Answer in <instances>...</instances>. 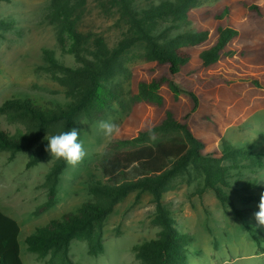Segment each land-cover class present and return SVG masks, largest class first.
Returning <instances> with one entry per match:
<instances>
[{
  "label": "rangeland",
  "instance_id": "rangeland-1",
  "mask_svg": "<svg viewBox=\"0 0 264 264\" xmlns=\"http://www.w3.org/2000/svg\"><path fill=\"white\" fill-rule=\"evenodd\" d=\"M108 0H87L77 22V30L88 38L92 48L101 40L113 49L127 36L126 20ZM161 0H137V8H147ZM220 0H194L192 8L212 6ZM48 0H0V105L12 98L28 97L41 108L55 110L71 101L60 74L49 70L43 59L44 49L67 67H77L75 58L63 53L57 42L52 21L46 19ZM235 24L241 33L250 34L256 24L245 12L238 10ZM190 26L172 18L158 20L154 34L176 37L187 33ZM264 34V26L262 27ZM145 45L138 41L118 58L102 81L99 99L87 114L74 124L87 155L75 168L66 164L59 175L53 206L38 210L45 201V174L57 159L46 153L31 168H26L33 150L10 157L0 152V209L19 225L17 237L22 264H47L50 256H37L26 250L24 238L38 226H46L65 212L75 211L82 203L94 201L89 186L100 180L94 163L111 141L128 140L164 118L167 109L174 117L189 113L196 97V109L189 115L188 125L194 135L202 137L207 152L224 145L252 148L260 154V165L245 160L225 161L228 186L223 190L234 207L245 211L244 220L258 236L260 248L244 230L242 221L229 206L223 207L213 191L199 194L203 177L189 168L170 181L163 193L164 206L175 220L176 229L187 234L186 264H264V226L257 223L260 196L264 193V53L252 66L234 56H222L209 68H183L174 82L182 89L176 97L166 87L158 93L162 106L145 103L138 98V86L157 79L162 69L145 56ZM101 120H111L121 132L111 141L98 131ZM31 125L19 118L0 113V129L14 136L29 131ZM59 127L46 129V135L57 133ZM258 160V159H257ZM248 186H253L249 187ZM242 197H252L245 204ZM154 204L147 193H131L103 222V250L91 256L87 243L72 240L69 257L75 264H142L136 260L133 248L146 240L156 239L159 228L154 224Z\"/></svg>",
  "mask_w": 264,
  "mask_h": 264
},
{
  "label": "trees",
  "instance_id": "trees-1",
  "mask_svg": "<svg viewBox=\"0 0 264 264\" xmlns=\"http://www.w3.org/2000/svg\"><path fill=\"white\" fill-rule=\"evenodd\" d=\"M107 2L118 8L127 23L125 40L113 49H107L98 38L90 48L88 38L77 30L76 24L87 0H48L46 19L55 25L57 44L63 53L75 58L78 66H64L52 50L42 51L48 69L60 74L59 80L71 98L64 107L44 109L28 97L5 100L0 105V113L31 125L29 131L14 136L0 129V152L13 157L18 152L35 148L26 168L36 166L49 153L45 150L46 129L59 127L54 134L71 131L76 119L87 114L99 99L102 81L109 70L122 53L138 41L145 45L146 58L162 69L157 79L138 86V98L160 107L163 105L158 93L160 87H166L175 97L183 92L174 82L183 68L207 69L225 55L238 58L244 68L245 62L252 66L264 53V0H220L200 8H192L194 0H161L145 9L136 7L137 0ZM238 10L253 19L256 24L253 33L243 34L236 26ZM168 18L188 24L187 33L174 38L154 34L157 21ZM187 94L193 101L191 112L177 119L174 112L167 109L160 122L135 137L109 142L94 163L101 175L100 180L89 186L94 201H86L75 211L65 212L46 226L36 227L24 238L26 250L41 258L49 255L47 264H75L69 257V245L72 240H83L89 254L95 256L103 250V222L114 207L133 192L147 193L152 197L153 220L159 233L156 239L146 240L133 248L135 259L142 264H186L188 236L176 229L175 220L162 201L169 182L189 168L203 177L199 194L213 191L221 206H229L241 219L244 230L260 248L255 230L244 220L245 211L235 208L223 190L228 186V170L222 165L225 161L245 160L258 167L257 154L246 147L224 144L220 150L214 148L207 152L205 141L189 128L188 118L196 109L197 100L193 93ZM65 168V161L56 160L45 174L47 195L38 210L46 211L53 206L58 178ZM242 200L248 204L252 197H242ZM19 233L18 223L0 209V264H22Z\"/></svg>",
  "mask_w": 264,
  "mask_h": 264
},
{
  "label": "clouds",
  "instance_id": "clouds-1",
  "mask_svg": "<svg viewBox=\"0 0 264 264\" xmlns=\"http://www.w3.org/2000/svg\"><path fill=\"white\" fill-rule=\"evenodd\" d=\"M97 128L102 137L108 141L121 132L120 126L111 120L99 121ZM152 135L154 137V133ZM79 138L80 135L76 129L50 136L46 135L47 147L45 150L51 154L52 158L63 160L68 166L75 168L87 155L83 142ZM258 208L259 211L254 214L255 219L259 225L264 226V193L260 196Z\"/></svg>",
  "mask_w": 264,
  "mask_h": 264
},
{
  "label": "crops",
  "instance_id": "crops-1",
  "mask_svg": "<svg viewBox=\"0 0 264 264\" xmlns=\"http://www.w3.org/2000/svg\"><path fill=\"white\" fill-rule=\"evenodd\" d=\"M263 110H264V109H263ZM249 149H250L251 151H253L252 148L249 147ZM253 152L256 153L255 151H253ZM256 154H257V159H258L259 163H261L262 161L260 160V154H258V153H256Z\"/></svg>",
  "mask_w": 264,
  "mask_h": 264
}]
</instances>
